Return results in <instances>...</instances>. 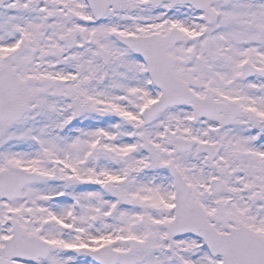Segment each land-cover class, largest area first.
<instances>
[{
  "label": "snow or ice",
  "instance_id": "6c2138e0",
  "mask_svg": "<svg viewBox=\"0 0 264 264\" xmlns=\"http://www.w3.org/2000/svg\"><path fill=\"white\" fill-rule=\"evenodd\" d=\"M0 264H264V0H0Z\"/></svg>",
  "mask_w": 264,
  "mask_h": 264
}]
</instances>
